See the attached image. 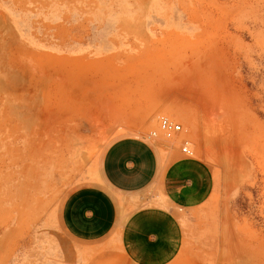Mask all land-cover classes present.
<instances>
[{
    "label": "rangeland",
    "instance_id": "1",
    "mask_svg": "<svg viewBox=\"0 0 264 264\" xmlns=\"http://www.w3.org/2000/svg\"><path fill=\"white\" fill-rule=\"evenodd\" d=\"M125 135L213 171L170 264H264V0H0V264H99L59 208Z\"/></svg>",
    "mask_w": 264,
    "mask_h": 264
},
{
    "label": "crops",
    "instance_id": "2",
    "mask_svg": "<svg viewBox=\"0 0 264 264\" xmlns=\"http://www.w3.org/2000/svg\"><path fill=\"white\" fill-rule=\"evenodd\" d=\"M96 178L67 192L58 221L73 242L97 248L99 264L105 257L115 258L112 264H170L192 212L209 206L216 192L206 162L140 135L111 140Z\"/></svg>",
    "mask_w": 264,
    "mask_h": 264
},
{
    "label": "built area",
    "instance_id": "3",
    "mask_svg": "<svg viewBox=\"0 0 264 264\" xmlns=\"http://www.w3.org/2000/svg\"><path fill=\"white\" fill-rule=\"evenodd\" d=\"M159 125H160V128L161 130L166 133H173V132H178V131H181L182 129V125H180L179 123L177 122H174L168 118L166 119H163L161 118L159 120ZM157 133H153V135L155 136ZM181 152L185 155H191L192 154V151L191 149L187 146V144H183V146L181 147Z\"/></svg>",
    "mask_w": 264,
    "mask_h": 264
},
{
    "label": "bare ground",
    "instance_id": "4",
    "mask_svg": "<svg viewBox=\"0 0 264 264\" xmlns=\"http://www.w3.org/2000/svg\"><path fill=\"white\" fill-rule=\"evenodd\" d=\"M163 119H166V118H163ZM168 119H169V118H168ZM172 121H173V120H172ZM182 130H183V127H182L181 131H182ZM181 131L173 132V133H168V132H166V133L169 134V136H170V135H172V134H174V133H177V134H178V133L181 132ZM184 142H185V141H183V144H186V143H184Z\"/></svg>",
    "mask_w": 264,
    "mask_h": 264
}]
</instances>
